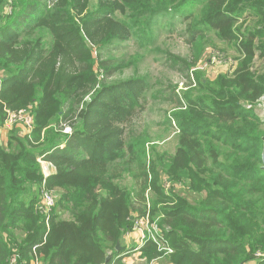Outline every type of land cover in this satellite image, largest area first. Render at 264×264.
<instances>
[{"label": "trees", "instance_id": "16d2710c", "mask_svg": "<svg viewBox=\"0 0 264 264\" xmlns=\"http://www.w3.org/2000/svg\"><path fill=\"white\" fill-rule=\"evenodd\" d=\"M179 26L192 57L170 56L172 67L196 83L183 96L165 91L178 147L148 163L129 129L151 85H105L118 62L103 56ZM212 37L235 48L238 67L210 81L194 70ZM0 78V126L8 112L31 108L34 118L30 133L0 142V264H125L131 217L147 214L170 227L174 264H264V118L255 113L264 104V0H0ZM39 158L56 167L49 214L40 209ZM119 162L135 195L111 172ZM141 251L148 261L160 256L151 241Z\"/></svg>", "mask_w": 264, "mask_h": 264}, {"label": "rangeland", "instance_id": "374dc122", "mask_svg": "<svg viewBox=\"0 0 264 264\" xmlns=\"http://www.w3.org/2000/svg\"><path fill=\"white\" fill-rule=\"evenodd\" d=\"M92 6H95L97 0H91ZM10 7V6H8ZM12 8H6L5 13L11 14ZM182 26L178 27L174 33H169L165 30H161L162 34L156 39L151 45H146L140 39H133L127 43H120L118 46L110 48V52L103 56L104 60L115 59L117 60V72H113V75L108 78L105 85L119 84L122 82L131 81L133 79H145L149 82L151 87L146 89L144 92L145 99L141 101L144 107V111L139 114L135 119L136 121L131 125L129 129V137L132 141L140 139V143H143L146 148V160L148 163L154 161L157 156L163 154H174L178 147V134L176 129V123L172 120L169 123L167 120L172 116L175 111V105L173 101L169 100V94L165 93L169 91L170 88H176V92L183 96L186 89H191L195 87L196 77L191 73V80H186V73L182 71V67L177 66L172 67V60L170 56L178 57L182 59H191V48L187 46L184 42L185 40L179 35ZM202 58L196 67L195 73L198 75L199 79H205L213 81L221 75H230L238 67V54L235 48L228 43L219 41L217 38L212 37L208 39V42L204 45ZM97 57V54L95 55ZM263 67L261 60L258 57L255 60L254 69L261 70ZM96 71L99 74L102 70L99 66H96ZM193 72V71H192ZM100 75V74H99ZM100 80L102 76L100 75ZM100 82V81H99ZM101 84L103 81L100 82ZM190 86V87H188ZM100 89V85L94 90V93L87 98L88 101L97 93ZM175 92V93H176ZM263 103L255 108V113L261 118L264 117ZM31 108L25 111H30ZM21 128V127H20ZM18 126H11L10 130H1L2 140L5 142L11 134H21L22 132ZM8 132V133H6ZM70 130H65L63 134L69 135ZM23 134H25L23 132ZM123 162H119L115 166L111 167V172L120 171L121 179L118 180V184L122 187L128 188L134 195L139 191L136 188L134 179L127 172L126 167L122 166ZM126 169V171L124 170ZM170 183L169 181L165 184V189L168 190ZM147 201L152 204L153 199H155L152 190H148ZM57 205V204H56ZM57 208V206H55ZM54 208V209H55ZM59 210V209H58ZM60 211V210H59ZM62 212V217L68 219L71 214L68 210L60 211ZM151 222H157L159 227L165 232L170 230L168 226H160V220L153 219L149 216ZM136 226V222H133V227ZM168 228V230H166ZM141 235H148L145 232H136ZM141 241V240H140ZM155 244L153 240H149ZM167 247L171 250L174 249L168 243ZM160 256L155 262L157 264L160 260L168 262L169 264H174L171 261L172 254H166V252H160L157 249ZM257 257H261V254H256ZM154 262V264H155ZM32 264H41L40 262H32Z\"/></svg>", "mask_w": 264, "mask_h": 264}, {"label": "built area", "instance_id": "2783aa9c", "mask_svg": "<svg viewBox=\"0 0 264 264\" xmlns=\"http://www.w3.org/2000/svg\"><path fill=\"white\" fill-rule=\"evenodd\" d=\"M10 8V7H8ZM2 84V79L0 78V86ZM264 101V99H262ZM251 109L250 106L247 107ZM264 109V105H263ZM264 118V117H261ZM5 128H11V126H19L23 130L25 134H28L32 131L34 127V118L30 114V112L21 110L18 112H8V118L5 121L4 125ZM70 130L66 128L65 130ZM71 131V130H70ZM42 167H43V185L40 193L41 198V207L43 213L49 214L55 208L57 204V197L54 193L49 191L46 188V180L47 178L53 173L54 168L50 163L45 162L42 158L39 159ZM134 222H136V226L132 228L133 232H145L148 235H143L141 239V246L142 247L145 242L149 240H153L157 249L159 248L160 252H166V254H172L173 250L167 247L168 242L165 240L164 237V230L159 227L157 222H151L149 219V214L146 215L144 218H138ZM168 230V228L166 229Z\"/></svg>", "mask_w": 264, "mask_h": 264}, {"label": "crops", "instance_id": "0c3cea01", "mask_svg": "<svg viewBox=\"0 0 264 264\" xmlns=\"http://www.w3.org/2000/svg\"><path fill=\"white\" fill-rule=\"evenodd\" d=\"M19 127V126H18ZM20 128V127H19ZM10 130V128L8 129V128H5L3 125L2 126H0V142H1V144L4 146V147H6L7 146V144H8V135H7V139H5V142H3V140H2V135L3 136H5L4 135V133L1 135V130L3 131V130ZM21 129V128H20ZM22 133L20 134V135H25V134H23V130H20ZM6 133H8V132H6ZM63 147V146H62ZM40 159V158H39ZM39 159H38V161H39ZM43 159V158H42ZM44 161H45V159H43ZM45 162H47V163H50L52 166H53V168H54V171H53V173L49 176V177H51V176H53V175H55L56 174V167L53 165V163H51L50 161H45ZM39 163H40V161H39ZM40 165H41V163H40ZM41 169H42V175H43V167H42V165H41ZM48 177V178H49ZM43 178H44V176H43ZM47 178V179H48ZM47 181V180H46ZM131 218H133V219H131V221H135L136 219H138V216L137 215H135L134 217H131ZM165 232V231H164ZM142 238H141V235H139V233H136V232H133V231H131L130 233H127L125 236H124V238H123V245H124V247H125V251L122 253V255H121V258H122V261L125 263V264H154V262H155V260H157V259H154V260H151V261H148L147 259H146V257H144L143 256V254H142V251H141V249H142V247H140L141 246V240ZM167 241V240H166ZM168 242V241H167ZM169 243V242H168ZM155 264H157V261L155 262ZM158 264H169L168 262H165V261H162V260H160L159 261V263Z\"/></svg>", "mask_w": 264, "mask_h": 264}, {"label": "water", "instance_id": "95a60500", "mask_svg": "<svg viewBox=\"0 0 264 264\" xmlns=\"http://www.w3.org/2000/svg\"><path fill=\"white\" fill-rule=\"evenodd\" d=\"M262 163H263V166L261 167V170L264 171V138H263ZM131 219H133V218H131ZM119 247H120V245L118 244V247H117L118 250L120 249ZM109 259H110V257L108 258L107 261H109Z\"/></svg>", "mask_w": 264, "mask_h": 264}]
</instances>
